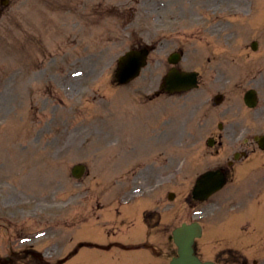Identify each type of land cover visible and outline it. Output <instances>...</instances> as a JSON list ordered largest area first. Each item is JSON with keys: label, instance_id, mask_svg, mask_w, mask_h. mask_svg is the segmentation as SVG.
<instances>
[{"label": "rangeland", "instance_id": "obj_1", "mask_svg": "<svg viewBox=\"0 0 264 264\" xmlns=\"http://www.w3.org/2000/svg\"><path fill=\"white\" fill-rule=\"evenodd\" d=\"M95 1V23L81 14L75 29L66 19L78 0H16L12 21L9 12L0 21V245L13 239V245L33 244L58 257L60 241L76 232L74 202L83 200L85 212L96 201L95 215L104 216V201L121 192L109 185L132 174L137 182L126 199H155L165 208L161 226L169 229L154 238L161 243L159 261L167 264L175 254L167 239L171 229L195 218L199 207L187 203L193 180L222 165V149L213 153L204 139L218 135L215 123L222 117L227 124L239 118L232 108L239 106L227 103L220 117L212 110L202 119L201 87L155 97L167 56L181 49V68L201 71L205 86L214 57L245 54L243 45L255 36L264 55V0H251L248 10L245 0ZM136 44L155 46L148 65L127 87L111 86L117 58ZM126 114L140 115L145 133L139 123L125 126L133 119ZM139 156L144 159L137 161ZM76 163L88 167L81 183L70 175ZM169 191L175 193L171 201ZM135 237L142 239L137 230ZM199 246L210 257L203 240Z\"/></svg>", "mask_w": 264, "mask_h": 264}, {"label": "water", "instance_id": "obj_2", "mask_svg": "<svg viewBox=\"0 0 264 264\" xmlns=\"http://www.w3.org/2000/svg\"><path fill=\"white\" fill-rule=\"evenodd\" d=\"M144 53H128L119 61L118 79L126 82L135 77L143 64ZM189 75H181L172 71L168 81H175L174 87L184 86V81ZM174 89V88H173ZM195 236H198V228L196 225H183L174 232L175 242L178 245V257L173 259L171 264H203L194 255L192 243ZM207 264V263H205Z\"/></svg>", "mask_w": 264, "mask_h": 264}, {"label": "flooded vegetation", "instance_id": "obj_3", "mask_svg": "<svg viewBox=\"0 0 264 264\" xmlns=\"http://www.w3.org/2000/svg\"><path fill=\"white\" fill-rule=\"evenodd\" d=\"M255 116L260 118L261 116L264 117V104H260V106L257 108V110H255ZM248 158V157H247ZM247 158H243L241 160L245 161ZM253 159V162L255 163V165L257 167H263L264 166V151H261L258 149L257 145L254 144L253 146V149H252V153H251V160ZM260 169H264V168H260ZM258 171H260L259 169H257ZM76 251V250H75ZM78 254V252H75V256ZM221 254L220 253H216L214 258H212V260L216 263V264H221L219 261H222L221 259H219V256ZM90 256H84V258L81 259V261L83 262H86L88 260H90ZM10 262L9 264H16V261L13 260L12 258H9ZM30 263L33 261V260H29ZM67 260H62L60 259V264H64V262H66ZM30 263H27V264H30ZM80 264V263H79ZM243 264H247L246 260H243ZM252 264H259V262L257 260H253L252 261Z\"/></svg>", "mask_w": 264, "mask_h": 264}]
</instances>
